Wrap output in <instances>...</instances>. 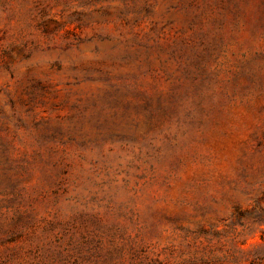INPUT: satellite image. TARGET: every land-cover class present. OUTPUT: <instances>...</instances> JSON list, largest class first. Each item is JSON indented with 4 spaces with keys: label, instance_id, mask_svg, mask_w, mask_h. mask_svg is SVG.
I'll list each match as a JSON object with an SVG mask.
<instances>
[{
    "label": "rangeland",
    "instance_id": "rangeland-1",
    "mask_svg": "<svg viewBox=\"0 0 264 264\" xmlns=\"http://www.w3.org/2000/svg\"><path fill=\"white\" fill-rule=\"evenodd\" d=\"M0 264H264V0H0Z\"/></svg>",
    "mask_w": 264,
    "mask_h": 264
}]
</instances>
